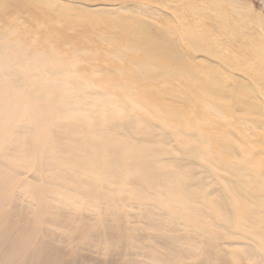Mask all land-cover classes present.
I'll return each instance as SVG.
<instances>
[{
	"label": "bare ground",
	"instance_id": "6f19581e",
	"mask_svg": "<svg viewBox=\"0 0 264 264\" xmlns=\"http://www.w3.org/2000/svg\"><path fill=\"white\" fill-rule=\"evenodd\" d=\"M0 264H264L246 10L0 0Z\"/></svg>",
	"mask_w": 264,
	"mask_h": 264
},
{
	"label": "rangeland",
	"instance_id": "374dc122",
	"mask_svg": "<svg viewBox=\"0 0 264 264\" xmlns=\"http://www.w3.org/2000/svg\"><path fill=\"white\" fill-rule=\"evenodd\" d=\"M238 11L246 10L264 32V0H216Z\"/></svg>",
	"mask_w": 264,
	"mask_h": 264
}]
</instances>
